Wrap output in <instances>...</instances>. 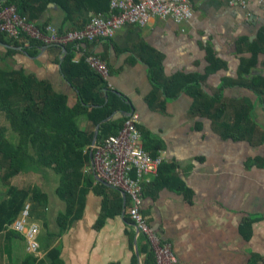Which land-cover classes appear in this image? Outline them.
Returning <instances> with one entry per match:
<instances>
[{"label": "crops", "instance_id": "crops-1", "mask_svg": "<svg viewBox=\"0 0 264 264\" xmlns=\"http://www.w3.org/2000/svg\"><path fill=\"white\" fill-rule=\"evenodd\" d=\"M189 2L194 15L187 22L153 18L145 26H123L110 39L84 42L80 52L73 47L76 63L87 51L106 60L105 101L108 93L119 98L100 123L88 113L76 122L93 144L102 122L117 120L106 131L111 135L128 115L138 114L145 150L163 159L145 185L142 211L154 234L171 245L176 264H251L255 255L264 264V88L254 81L264 78V51L253 48L264 34V6L259 0L245 6L235 0ZM109 9L110 0H23L19 7L39 27L54 24L60 30L81 28ZM24 45L0 43V54L14 50L6 59L13 68L47 81L68 95L70 108L77 106L78 91L62 73L64 49ZM212 60L215 71H209ZM196 76L204 77L199 101L185 86L187 77ZM173 80L176 85L165 87ZM0 119L7 122L4 114ZM7 128L5 137L14 141ZM91 146L83 149L89 159L80 169L66 224L58 223L66 204L56 195L59 176L53 170L38 167L11 179L13 186L44 195L32 200L31 216L41 229L38 259L48 264L47 253L59 247L63 264H156L130 223L128 199L89 172ZM7 192L0 179V200ZM254 219L246 239L244 224ZM0 247V264H22L29 253L24 239L6 232L0 233Z\"/></svg>", "mask_w": 264, "mask_h": 264}, {"label": "trees", "instance_id": "trees-1", "mask_svg": "<svg viewBox=\"0 0 264 264\" xmlns=\"http://www.w3.org/2000/svg\"><path fill=\"white\" fill-rule=\"evenodd\" d=\"M22 3L23 0H7L0 6L14 5L19 14L25 16L19 10ZM0 43L15 47L25 46L24 41H15L3 34H0ZM29 44L33 48L43 46L35 40H30ZM262 45L264 46L263 33L259 36V43H254L253 48L256 51H264V48L260 47ZM52 47L63 50L58 45ZM65 49L62 73L65 79L77 89L79 97V104L74 108L68 105V95L57 92L47 81L39 80L36 75L23 69L13 68L6 59L15 53L14 50L7 51L4 56L0 54V113L4 114L10 131L16 136V141H11L5 137V130L0 129V170H3L0 179L8 186L7 197L0 200V233L6 232L9 237L17 236L24 239L21 234L9 229V226L19 216L27 200L39 202V198L44 197L36 188H18L11 185V179L27 171H35L38 167L49 168L59 176L56 195L64 200L66 211L65 214L59 215L58 223L66 224L68 214L74 207L75 192L81 178L80 169L88 163L89 159V154L83 149L85 146L92 145V137L80 131L76 119L81 114L88 113L91 120L100 123L117 107L115 103L119 98L116 94L108 93L109 100L105 101L104 92L108 85L107 81L84 60L78 63L73 61V45H66ZM211 63L209 71H215L218 65L215 60ZM242 72L248 73V71ZM80 76L84 77V80L78 81L77 78ZM75 79L78 81L77 84ZM203 79L202 76L187 77L185 82L186 90L198 101L204 97L201 90L199 91ZM254 81L256 87L264 88V78H257ZM176 82L177 80H173L165 87L174 86ZM215 102L216 100L213 99L212 103ZM116 126H118L117 120L102 122L98 140L110 135L106 134L107 129L112 130V127ZM117 132L113 131L112 134ZM88 151H92L91 147ZM254 221L255 219L249 220L244 224L246 239L251 238ZM1 255L0 247V258ZM47 260L48 264H63L59 247L47 253ZM259 260L261 257L255 255L251 264H257ZM9 264L14 263L10 260ZM22 264L47 263L45 259H38L28 253Z\"/></svg>", "mask_w": 264, "mask_h": 264}, {"label": "built area", "instance_id": "built-area-1", "mask_svg": "<svg viewBox=\"0 0 264 264\" xmlns=\"http://www.w3.org/2000/svg\"><path fill=\"white\" fill-rule=\"evenodd\" d=\"M243 6L248 0H235ZM264 6V0H259ZM194 15L189 0H110L108 13L97 12L81 28L60 30L54 24L39 27L28 17L19 14L16 6H0V34L15 41L29 44L35 40L44 46L73 45L76 51L84 42L106 40L128 24L147 25L153 18L168 19L178 24ZM77 52V53H78ZM84 61L106 81L110 70L106 60L97 53L83 52ZM89 172L125 196L129 201L128 218L136 236H142L154 254L156 264H176L171 245L163 243L148 225V217L142 211L145 185L156 176L163 163L161 157L148 153L138 127V114L131 113L116 134L97 140L91 146ZM32 201L27 200L21 213L9 226L24 237L30 254L40 257V226L31 216Z\"/></svg>", "mask_w": 264, "mask_h": 264}, {"label": "water", "instance_id": "water-1", "mask_svg": "<svg viewBox=\"0 0 264 264\" xmlns=\"http://www.w3.org/2000/svg\"><path fill=\"white\" fill-rule=\"evenodd\" d=\"M6 0H1L0 1V4L1 3H3V2H5ZM45 47H49V46H45ZM64 49V51L66 50L65 48H63ZM97 139H98V132L95 134V138H94V142L93 143H96V141H97ZM90 158H92V154L90 155ZM99 182L100 183H102L103 185H105V186H107L104 182H102L101 180H99ZM109 187V186H108Z\"/></svg>", "mask_w": 264, "mask_h": 264}, {"label": "rangeland", "instance_id": "rangeland-1", "mask_svg": "<svg viewBox=\"0 0 264 264\" xmlns=\"http://www.w3.org/2000/svg\"><path fill=\"white\" fill-rule=\"evenodd\" d=\"M6 126H8L7 125V122H5L3 119H0V129L2 128V127H4V129H5V131L7 130L8 131V128L6 129ZM10 131V130H9ZM10 133V132H9ZM14 141H16V138H15V140ZM1 173V172H0ZM1 176V175H0Z\"/></svg>", "mask_w": 264, "mask_h": 264}]
</instances>
